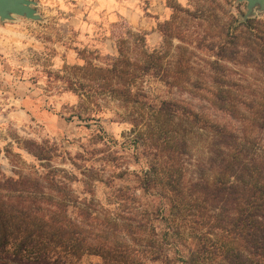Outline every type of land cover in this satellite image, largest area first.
I'll return each instance as SVG.
<instances>
[{"label":"rangeland","instance_id":"1","mask_svg":"<svg viewBox=\"0 0 264 264\" xmlns=\"http://www.w3.org/2000/svg\"><path fill=\"white\" fill-rule=\"evenodd\" d=\"M33 1L39 19L19 15L0 19V179L30 177L39 185L22 192L0 188L6 201L20 199L43 211L55 208L77 237L93 244L127 242L142 250L149 241L162 242L158 237L165 222L155 213L168 209L170 192L143 190L136 174L157 161L156 149L149 147L148 134L138 147L132 142L136 133L147 132L148 119L143 124L146 117L141 118L134 126L130 107L102 95L94 99L99 107L86 101L96 107V120L67 119L73 112L70 107L81 98L60 77L71 72L75 76L73 66L86 60L102 64L121 53L141 61L146 51L164 52V65L179 82L173 88L153 82L154 94L184 102L212 122L233 129L257 159L252 164L262 165L264 72L239 60H222L214 70L209 65L213 52L205 45L218 41L223 32L240 31L241 21H264V11L245 18L247 2L239 0ZM173 15V35H165L161 29ZM256 25L264 35V23ZM217 87L233 106L230 110L214 104ZM188 127L183 122L182 128ZM186 137V179L213 178L215 171L207 165L212 132L195 126ZM118 187L124 189L122 199L115 196ZM61 203L68 210H62ZM110 221L122 228L131 225L133 236L118 232L124 229L113 231ZM190 230L186 228L183 236L186 246L191 245L188 237L195 236ZM142 259L145 264H168L145 255ZM73 264H104V259L85 253Z\"/></svg>","mask_w":264,"mask_h":264},{"label":"trees","instance_id":"2","mask_svg":"<svg viewBox=\"0 0 264 264\" xmlns=\"http://www.w3.org/2000/svg\"><path fill=\"white\" fill-rule=\"evenodd\" d=\"M173 21L174 15L164 23L161 30L165 35H173ZM258 23L264 21H241L243 29L223 32L218 41L205 45L213 52L209 65L216 70L222 66V60H239L264 72V35L255 30ZM177 37L181 39L180 35ZM163 59L164 52L156 50L143 53L141 61L121 53L117 58H106L102 64L86 60L83 65L73 66L75 76L71 72L60 77L81 98L79 104L70 107L73 112L67 119L77 116L96 120V107L86 105V101L99 107L101 104L94 99L97 101L101 95L130 107L134 126L140 125L141 118L146 117L143 124L148 119L147 132L136 133L132 142L138 147L148 134L149 147L156 149L157 161L148 163L147 170L136 174L143 190L170 192L168 209L159 208L155 213L165 222L158 237L162 242L149 241V248L142 250L127 242L93 244L77 237L75 229L64 222L55 208L46 207L43 211L21 203L20 199L6 201L0 194V264H73L85 253L102 255L104 264H145L144 255L168 264H264V157L262 165L252 164L257 159L251 157L249 145L233 129L212 122L184 102L155 95L157 87L153 82L172 88L179 82ZM213 79L218 82L217 77ZM213 96L218 108L233 107L222 88L217 87ZM143 108L150 113H142ZM179 117L184 118L180 119L182 122ZM183 122L189 125L188 129L182 128ZM195 126L212 132L214 145L207 165L215 171L213 178L202 175L186 179V136ZM37 185L39 181L30 177L0 179L1 190L11 192L29 191V187ZM123 190L116 188L115 196L122 199ZM60 207L68 210L63 203ZM109 227L134 234L129 224L122 228L110 221ZM186 228L195 234L188 237L190 246L182 241ZM170 250L176 254H170Z\"/></svg>","mask_w":264,"mask_h":264},{"label":"water","instance_id":"3","mask_svg":"<svg viewBox=\"0 0 264 264\" xmlns=\"http://www.w3.org/2000/svg\"><path fill=\"white\" fill-rule=\"evenodd\" d=\"M247 2V17L253 16L257 10L264 11V0H239ZM33 0H0V19L11 20L15 16H25L30 19H39Z\"/></svg>","mask_w":264,"mask_h":264}]
</instances>
